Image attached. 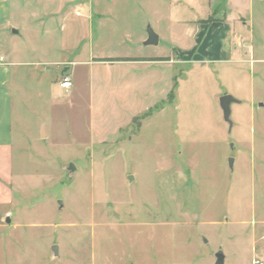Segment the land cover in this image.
<instances>
[{"label": "rangeland", "instance_id": "374dc122", "mask_svg": "<svg viewBox=\"0 0 264 264\" xmlns=\"http://www.w3.org/2000/svg\"><path fill=\"white\" fill-rule=\"evenodd\" d=\"M228 2L240 55L157 66L137 60L161 50L142 41L149 10L189 17L165 0H13L0 264H214L219 250L224 264L264 262V0ZM224 94L239 101L230 130Z\"/></svg>", "mask_w": 264, "mask_h": 264}, {"label": "crops", "instance_id": "0c3cea01", "mask_svg": "<svg viewBox=\"0 0 264 264\" xmlns=\"http://www.w3.org/2000/svg\"><path fill=\"white\" fill-rule=\"evenodd\" d=\"M165 1L172 5L175 13L179 10L189 15L188 20L185 21L182 17L173 19L169 10L167 11L168 14L155 8L149 10L145 23L158 36L157 45L154 47H160L161 50L157 51L154 57L138 58L139 62L157 66L184 65L195 61H229L240 55V45L242 46L241 42L245 41V38L238 34L237 22L244 19L235 15V11L228 0L225 5H221L219 0ZM229 1L231 2V0ZM80 5H83V3H79L74 9L76 16L83 15V9ZM12 6L13 0H0V34H10V37L19 33L16 30L15 33L13 31L11 33V27H9V31L6 30ZM77 12H79V15L76 14ZM94 13L96 12L90 9L84 18L91 21ZM177 23L182 24L183 27H179L177 31L174 30V33H170L171 24ZM163 24H165L164 27ZM67 30V36L69 37V31L71 30L69 28ZM29 32L37 34L38 29H31ZM146 39L145 36L142 41ZM0 57L4 59L0 63V209H4L11 205L13 199L10 186L13 180L14 133L10 91L11 71L5 66L11 63L5 62L4 53H0ZM122 62L124 61L115 63ZM20 64L33 65L34 62H22ZM161 78L160 73L158 80L160 81ZM164 79L165 76H163ZM160 92L165 95L166 89L161 88Z\"/></svg>", "mask_w": 264, "mask_h": 264}, {"label": "water", "instance_id": "95a60500", "mask_svg": "<svg viewBox=\"0 0 264 264\" xmlns=\"http://www.w3.org/2000/svg\"><path fill=\"white\" fill-rule=\"evenodd\" d=\"M13 32L15 33V30H13ZM158 42V36L154 33V31L148 27L147 29V39L144 41V45H157ZM219 106L220 109L222 111V116H223V120L228 124L229 130L232 127V122L230 119V114H231V104L233 103H238L239 101L237 99H235L233 96L228 95V94H224L219 98ZM232 162L233 159H229V165L230 167L232 166ZM67 171L69 173H72V171L74 170V167L72 164H70L67 168ZM6 222H9V218H6ZM51 250L53 252L54 255H57V246L53 245L51 247ZM215 261L214 264H224V255L223 253L219 250L215 253Z\"/></svg>", "mask_w": 264, "mask_h": 264}, {"label": "built area", "instance_id": "2783aa9c", "mask_svg": "<svg viewBox=\"0 0 264 264\" xmlns=\"http://www.w3.org/2000/svg\"><path fill=\"white\" fill-rule=\"evenodd\" d=\"M77 15H79V12L76 13ZM3 57H0V63L3 62ZM59 87L64 90L65 92L69 91L70 88L72 87V79L70 75H63L60 79L59 82ZM253 264H264L263 261L257 260V261H253Z\"/></svg>", "mask_w": 264, "mask_h": 264}, {"label": "trees", "instance_id": "16d2710c", "mask_svg": "<svg viewBox=\"0 0 264 264\" xmlns=\"http://www.w3.org/2000/svg\"><path fill=\"white\" fill-rule=\"evenodd\" d=\"M96 61L99 62H117V61H121L119 59H97Z\"/></svg>", "mask_w": 264, "mask_h": 264}]
</instances>
